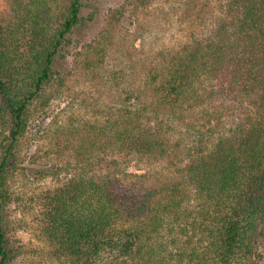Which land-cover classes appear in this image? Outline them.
<instances>
[{
  "label": "trees",
  "instance_id": "1",
  "mask_svg": "<svg viewBox=\"0 0 264 264\" xmlns=\"http://www.w3.org/2000/svg\"><path fill=\"white\" fill-rule=\"evenodd\" d=\"M155 2L184 10L191 32L147 50L138 21ZM98 4L0 11V264L27 253L8 208L31 119L82 77L95 78L91 115L57 123L61 165L35 170L64 175L34 213L56 264H264V0H124L82 41Z\"/></svg>",
  "mask_w": 264,
  "mask_h": 264
},
{
  "label": "rangeland",
  "instance_id": "2",
  "mask_svg": "<svg viewBox=\"0 0 264 264\" xmlns=\"http://www.w3.org/2000/svg\"><path fill=\"white\" fill-rule=\"evenodd\" d=\"M99 2L100 12H104V15L99 13L97 22L93 23L92 27H85L78 31L77 36L82 41L100 32L106 24L105 17L103 20V16L106 14L105 10L119 7L124 0H99ZM8 10L9 0H0L1 13L6 14ZM183 12L184 10L172 4L155 2L150 15L142 16L138 21L144 28L140 30L143 38L147 40L145 49L157 48L161 44L174 45L179 40L186 38L187 34L191 32V25L184 19ZM128 14L123 18L124 24H126L125 28L139 29V25L136 23L131 26ZM118 36L119 41L121 38H125V30L123 29V32H120ZM141 42L139 39L135 40L139 49ZM127 43L129 44L131 41L128 40ZM118 50L120 51V49ZM115 56L118 57L120 54H114L107 60L105 70L102 71L103 75ZM71 62L72 57L64 64L72 67ZM79 79L78 82H68L69 90L57 91L55 88L49 90L52 94L50 105L35 113L30 122L29 131L24 137L23 164L29 168V171L27 169V175L19 174L16 179L14 191L18 199L9 206L8 214L12 222V239L16 244L22 245L27 253L14 261V264H56L55 259L49 255L50 249L34 222V213L37 210L39 195L47 189L57 187L64 179V175L60 172L54 174L52 171V173L38 176L35 174V170H53L55 164L61 165L62 161L59 160L60 156H57V150L59 143L64 144L66 138L64 135L56 134L57 123H64L74 115L78 118H86L91 115V108L85 106L82 100L97 96L95 78L82 77ZM108 94V88H106L105 94L102 96L107 98ZM133 164L131 167L134 166ZM262 240L259 248H264V239Z\"/></svg>",
  "mask_w": 264,
  "mask_h": 264
}]
</instances>
